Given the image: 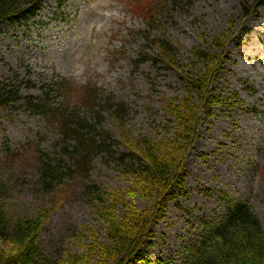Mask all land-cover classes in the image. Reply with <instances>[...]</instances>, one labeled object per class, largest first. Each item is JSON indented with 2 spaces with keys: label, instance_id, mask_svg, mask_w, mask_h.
I'll list each match as a JSON object with an SVG mask.
<instances>
[{
  "label": "rangeland",
  "instance_id": "rangeland-1",
  "mask_svg": "<svg viewBox=\"0 0 264 264\" xmlns=\"http://www.w3.org/2000/svg\"><path fill=\"white\" fill-rule=\"evenodd\" d=\"M127 1L66 0L60 6L49 0L36 18L1 21L0 78L15 80L25 97H45L61 79L75 89L91 86L98 90V108L107 109L109 96L124 101L128 128L134 134H156L158 124L170 118L163 100L181 98L184 88L173 70L145 56L158 52L151 39L168 35L187 64L192 47L210 49L211 40L226 33L224 63L211 87L231 106L215 105L213 115L202 121L185 158L184 194L168 203L166 216L147 240L151 245L141 248L145 260L135 263L181 264L199 242L205 223L225 214L226 197L248 201L264 226V4L246 18L240 0H179L172 12L164 11L157 27L149 28ZM48 99L52 105L62 101L55 92ZM75 109L90 124L96 121L90 106L77 103ZM103 116L96 130L113 133L108 110ZM63 145L47 118L25 105L0 111V199L13 219L35 216L47 200L42 189L46 160L56 164L62 158L64 169L73 163ZM108 153H94L89 176L116 188L126 181ZM66 180L60 205L46 217L40 236L41 251L52 260L65 248L79 250L87 240L80 234L85 225L104 236L83 193L85 178ZM136 203L149 205L142 198Z\"/></svg>",
  "mask_w": 264,
  "mask_h": 264
},
{
  "label": "trees",
  "instance_id": "trees-1",
  "mask_svg": "<svg viewBox=\"0 0 264 264\" xmlns=\"http://www.w3.org/2000/svg\"><path fill=\"white\" fill-rule=\"evenodd\" d=\"M47 1L0 0V22L36 18ZM57 1L61 6L66 0ZM178 2L128 0L127 6L144 18L147 27L153 28L159 25L164 11L172 12ZM240 3L245 9L244 17L248 18L257 13L264 0H240ZM226 36L225 32L215 36L210 49L192 47L187 64H182L168 35L151 39L158 52L145 56L153 64L173 70L184 88L181 98L163 100V110L170 118L167 123L158 124L156 134H134L128 128L129 106L124 101L109 96L107 109L98 108V90L91 86L75 89L71 82L61 79L51 85L47 96L25 97L15 80L0 78V111L20 103L45 116L59 131L62 149L73 162L64 169L66 163L62 158L56 164L45 161L42 189L47 200L35 216L20 215L13 219L7 204L0 199V264H135L145 260L141 248L151 245L147 240L154 236V225L166 216L168 203L184 194L185 158L199 137L202 121L213 115L215 105L230 104V100L211 87L224 63ZM53 92L62 100L58 105H52L48 99ZM77 103L92 108L96 119L93 124L87 116L78 114ZM107 110L114 123L113 133L96 130ZM107 152L114 157V165L126 181L116 188L89 176L94 153ZM77 175L85 178L83 193L103 224L104 236L85 225L80 234L81 239L87 240L79 245V250L65 248L52 260L41 251V231L46 217L60 205L59 193L63 186H68L66 179ZM138 198L146 199L149 205L139 207ZM224 206L225 214L216 222L205 223L199 242L188 249L181 264H264V226L251 204L226 197Z\"/></svg>",
  "mask_w": 264,
  "mask_h": 264
}]
</instances>
